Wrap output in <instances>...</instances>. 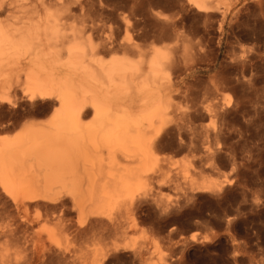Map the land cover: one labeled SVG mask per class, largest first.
<instances>
[{"label": "bare ground", "instance_id": "6f19581e", "mask_svg": "<svg viewBox=\"0 0 264 264\" xmlns=\"http://www.w3.org/2000/svg\"><path fill=\"white\" fill-rule=\"evenodd\" d=\"M225 2L186 0L207 18ZM7 5L10 18L0 24V108L49 100L55 112L42 123H18L13 138L0 139V264H107L118 248L104 249L102 220L121 227L122 207H132L135 194L162 172L168 159L161 152L173 136L195 154L198 176L214 168L219 157L209 143L224 129L210 131L196 120H223L230 106L194 102L183 90L180 73L189 68L190 48L185 43L189 50L181 53L182 36L173 47L148 49L129 39L121 42L123 54L106 58L108 46L71 20L69 6L52 0ZM182 101L193 105L182 111ZM58 150L67 154L60 165L67 157L73 164L55 169L50 161ZM181 168L191 193L221 190L189 175L185 162ZM61 195L71 198L77 220L59 209Z\"/></svg>", "mask_w": 264, "mask_h": 264}, {"label": "rangeland", "instance_id": "374dc122", "mask_svg": "<svg viewBox=\"0 0 264 264\" xmlns=\"http://www.w3.org/2000/svg\"><path fill=\"white\" fill-rule=\"evenodd\" d=\"M12 1L0 0L5 3L0 24L10 18L7 4ZM52 2L69 6L71 20L81 21L98 44L113 49L103 54L106 58L123 54L121 42L129 39L146 49L173 47L182 36L181 53L189 50L184 49L187 45L190 52L186 54L192 58L189 70L184 67L180 73L183 90L194 94V102L222 101L230 106L223 120L208 116L196 120L210 131L224 129L219 140L209 143L219 157L215 169L198 176L192 170L194 164L198 166L195 154L173 136L161 152L168 163L145 187L147 191L135 194L132 207H122L121 227L102 220L98 230L104 249L118 248L107 264H264V0H224L221 13L210 18L189 7L186 0ZM224 13L228 16L222 24ZM22 103L0 108V139L13 138L18 131L12 127L18 123H42L55 112L49 100H38L33 107ZM192 105L182 101L180 108L187 111ZM65 153L58 150L52 157L55 169L73 164V158L67 157L60 165ZM184 162L189 175L218 184L221 190L191 193L182 179ZM160 181L163 186L158 185ZM57 204L68 219L77 220L70 197L61 195ZM91 235L89 231V240Z\"/></svg>", "mask_w": 264, "mask_h": 264}]
</instances>
